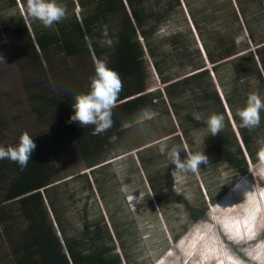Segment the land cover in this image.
<instances>
[{
    "label": "rangeland",
    "instance_id": "1",
    "mask_svg": "<svg viewBox=\"0 0 264 264\" xmlns=\"http://www.w3.org/2000/svg\"><path fill=\"white\" fill-rule=\"evenodd\" d=\"M14 1L15 4L9 6L10 0H0V17L3 16L12 22L21 18L32 33L34 29L44 27L39 21L26 17V0ZM77 2L58 0V3L66 6L67 18L54 25L55 27L63 24L62 27L68 28L73 19L78 20L81 14L88 13L90 8L82 9ZM83 2L86 3L85 0ZM149 2L156 6L155 14L160 17V21L155 25L158 29L148 37V46L156 54L160 69L169 76V83L178 81L185 74L206 68L207 76L200 79L199 86H203L205 91L213 89L218 96L225 97L227 92L234 102L235 117L231 116L229 119L210 101L201 103L198 96L204 90L197 87L191 86V93H177L169 98L164 91V85L168 82L160 81L155 68L150 69L151 58L145 40H140L143 49V90L152 93L155 98L158 91L160 99L156 98L150 111L143 107L141 111L130 115L127 121L121 122L113 134L106 138L108 143L98 149L97 155L100 158L112 156L98 164L102 166H87V156L92 153L90 150L93 148L89 149L85 157L77 156L79 153L72 148L73 152L71 149L66 157L65 153L69 150L67 145H60L61 150L58 144L53 145L55 147L52 149L61 153L59 156L48 153L49 161L57 165L56 170L63 172V175H71L64 177L67 179L64 191L54 192L56 209L50 213L48 206V216L43 213V220L54 228L60 243L64 236L59 229V223L66 235H70L75 241H83V251L112 247V250H103L106 251L105 255L116 253L122 264H213L217 257L221 259V264H225L221 247L226 256L236 260V264H264V202L257 192L260 187H264V179L258 178L255 172V169H264V157L259 154L264 153V111L261 112L258 127L253 130L241 127L242 130L251 131V135L256 138L252 145L256 146V158L254 164L250 163L251 166H247L239 140L235 136V131L239 132L237 122L240 123L236 113L245 105L247 96L256 92L264 99V71L257 52L260 46H264V0H178V5L172 7H168L171 3L169 0ZM19 11H22L24 18L20 17ZM185 15H188L193 24L196 36L190 33L192 25L187 22ZM102 30L104 31L103 28ZM165 37H171L180 45L171 48L163 42ZM233 38L236 45L233 44ZM102 41L103 39L100 42ZM26 42V36H17L13 41H9L0 32V55L4 57V63L0 62V109L8 113L3 116L5 124L3 131L1 129L0 146L13 141L15 137L11 131L17 130L25 121H38L37 125L25 127L29 135L35 131L41 133L53 126H49L48 121H39L36 111L32 109L31 95L36 92L38 85L32 88L25 86V79H28L31 67L25 61L24 55L15 49L16 44ZM52 47L50 51H46L48 54L40 52L42 68L46 71L48 68L56 75H59L62 66L64 74L68 73L67 69L70 68L75 80L74 85L79 86V91H86L84 86L93 76L91 70L94 58L88 56L86 51L65 57L55 46ZM225 51H230L231 54L227 55ZM233 62L243 68L254 63L260 74V81L255 78L253 72L236 78L232 72ZM42 85H45L44 88L50 87L49 81ZM37 91L40 92V89ZM171 101L178 103L177 109H173ZM179 103H185L186 107L182 109ZM207 105L208 114L205 111ZM222 107L226 113V107ZM197 108L200 112L195 111ZM227 108L231 112L229 105ZM187 113L194 117L195 114H200V123H204L210 114H223L226 117L225 127L221 133L213 136L208 133L206 124L201 126L187 122ZM55 119L56 117L52 121ZM228 119L231 120L230 123ZM5 130L6 134L8 133L6 139ZM113 136L115 140H110ZM205 136L211 139L214 137L221 146H227L230 151H235L238 146L246 168L249 167L253 176L234 172L222 162L217 153L208 149L203 142ZM164 143L169 149L173 146L181 148L182 160L186 154L202 151L208 158V164H201L195 174L176 175L173 173L175 166L168 164L166 151H161ZM70 156H73L71 161ZM168 167L172 193L180 194L192 207L190 212L194 214L198 212L199 207H205L198 220H190L186 204L173 202V194L166 193L162 188L164 172ZM76 174H81L83 181L87 179L89 188L83 185V181L79 176H75ZM74 178L80 182L74 183ZM61 181L55 182L59 186L53 187H59L61 190L64 185L63 180ZM50 185H53L51 180L46 186L47 189H50ZM3 193L0 189V199ZM250 193L253 195H248ZM124 195L132 196L133 199L128 198V202ZM222 202L231 205V209L230 206L221 207ZM246 203H254V206L248 212L240 211ZM0 208L8 214L6 221L11 223L12 233L19 234L27 222L21 217L20 209H16V203L12 200H0ZM254 208V219L250 217L248 220L253 226V235L248 236L250 238L242 236L237 239L233 235L221 233L222 225L228 227L227 219L238 216L237 212H246L247 215ZM238 224L242 229L241 224ZM93 225L98 229V237L94 238ZM240 231L242 235V230ZM108 235L112 241H109ZM230 236L234 239H230ZM3 237L1 234L0 264H15Z\"/></svg>",
    "mask_w": 264,
    "mask_h": 264
},
{
    "label": "trees",
    "instance_id": "2",
    "mask_svg": "<svg viewBox=\"0 0 264 264\" xmlns=\"http://www.w3.org/2000/svg\"><path fill=\"white\" fill-rule=\"evenodd\" d=\"M77 1V4L80 5L82 9L85 7H89L90 9L87 14H81V18L78 20L73 19L68 28L62 27L63 24L57 27L54 26L53 28L38 27L34 29L32 33L30 27L26 26L24 21L20 18L21 15L19 17L20 19L16 22H12L10 19L1 16L0 32L3 34V37L9 41H13L17 36H26L27 42L25 44H16L15 49L24 55L25 61L31 67V73L29 72L30 75L27 77L28 79H25V86L32 88L38 85L36 91L40 89V92H45L43 91V86L45 85L42 84L49 78L47 71L51 75H56L55 72H50L48 68L46 71L41 66L40 52L44 53L49 47L53 48L52 45H56V50L61 51L65 57L72 56L77 52H83V49H87L86 53L90 55L94 54L97 56L98 54H102L110 60L112 67L122 79L123 90L119 94V100H124L118 102V106L113 109V126L105 132L108 136L106 134L105 136H101L102 140L109 137L112 131L123 122L126 116L138 110H142L141 108L143 107L153 106V102L156 98L160 99V93L158 91H156L155 98L152 96V93L144 92L143 90L142 78L144 76V69L141 64L143 53L137 35H140L141 39L145 40L144 42L148 50V55L151 58L153 69L155 68L156 72L159 74L160 81L168 82L164 85V91L169 98L177 93H191L193 92L191 89L192 87H197L202 90L205 89L203 86H199L198 82L201 78L207 76L206 69L193 72L171 83H169V76L164 74L160 69L156 54L154 51H151L148 46V37L154 34L158 29L155 25L160 21V17L155 14L156 6L153 2L150 3L149 0H85L86 3H84L83 0ZM169 1L172 4L170 3L168 7L178 5V0ZM90 3L92 6H90ZM14 4L15 1L10 0L9 6H13ZM190 19L192 20V18ZM102 39L103 41L100 42ZM163 42L171 48L180 45L174 42L171 37H165ZM233 44L236 45L234 43V38ZM263 48L264 46H260L259 49H257L262 71H264ZM225 54L228 55L231 54V52L225 51ZM209 58H212L211 55H209ZM213 68L215 69V67ZM232 72L236 78L252 74L253 72V74L256 75L255 78L260 81V74L255 69L254 63H252L250 67L243 68L233 62ZM215 74L217 75V71ZM71 79L72 87H74L75 80H73V77ZM76 87L79 86L77 85ZM88 89L89 87L86 88V90ZM37 94H39V92ZM200 94L198 99L201 103H208L210 101L220 109L217 94L213 89L210 91L209 89L207 91L204 90L200 92ZM75 95L76 94L73 93V96ZM224 95L226 96L229 107L233 110L235 106L230 95H228L227 92H225ZM40 98L41 106L54 104L55 101L53 100L57 99L50 95H48L47 98H43L42 96H40ZM179 105L182 109L186 107L185 103H179ZM69 106L71 107V104ZM69 106H65V109H63L64 113L62 119L54 123L53 126H55V128L52 127L33 137L36 148L31 155V160L24 170H21L19 165L15 162H11L7 159L0 160V176L3 177L0 181L3 180V182H5L0 185V189L4 192L1 201H14L16 203V209H20L21 217L27 222L25 227L18 232L19 234H13L11 223L6 221L8 219V214L3 213V208H0V235L2 234L4 236L3 240L4 238L6 239L12 255V261L15 264H122L116 253L109 256L105 255L106 251L113 249L112 247L107 248L108 250L102 248L96 251H83V241H75L70 235H66L64 233L65 230H63L62 225L59 223V229L62 232V236H64L63 239H60V243L50 223H45L43 220V213L47 214V203H49L48 206H50V213L52 210L56 209V205L48 195L50 189L54 187L50 189L44 187L49 183L45 173L49 172V169H51V167L48 166V164H50L48 157L50 155H48V153H52V155L58 154L59 156L61 153L59 151L61 150L60 145L65 144L69 147L68 152L65 153L66 157L72 148L79 153L77 156L85 157L89 149L99 148L94 146L93 143L90 144V142L81 139L85 131L82 132L80 128H78V124L67 122L69 117L73 114V109L71 110ZM171 106L175 110L178 108V103L171 101ZM205 107V111H207L209 105ZM195 111L199 112L198 108ZM185 118L188 120L187 122H191L193 125H205V123H200V120H193L194 116L190 113H187ZM239 124L240 123L237 122L238 127ZM60 127L64 128L59 129ZM70 131L71 134H73L72 141L70 140L71 138L69 139L67 137ZM238 131L242 146L250 161L254 163L256 158V146L252 147V145L256 142V138L251 135V131L242 130L241 127H239ZM54 135L56 137L55 139H53ZM18 138L2 146L5 148L14 146L19 142ZM43 138L44 140H42ZM203 142L208 146V149L217 153L222 162L232 168L234 172L245 174L246 164L238 146H236L235 151H230L227 146H221L219 141H216L214 137L211 139L208 136L203 138ZM49 143L52 144L48 145ZM55 143L58 144L59 150L52 149L55 147L53 146L56 145ZM92 153L98 156L95 152ZM261 153L259 154L261 155ZM43 157L46 158V162L48 161V164L45 166ZM72 157L73 156H70L69 158ZM39 167H41L40 170L38 169ZM169 173L170 170L168 167L164 172V179L162 180L163 183L161 186L165 189L166 193L173 194ZM251 176H253L252 173ZM56 185L58 184L53 186ZM83 185L89 188L87 179L83 181ZM40 188H42L41 191H39ZM153 189L155 191V188ZM172 200L173 202H183L186 204L189 219L192 221L198 220L205 208L204 206L199 207L200 209H198V212L194 214L190 212L192 207L183 200L180 194H173ZM157 201L159 200L157 199ZM93 226H95V230L93 231L95 235L92 237H98V229H96V225ZM107 238L109 241L111 240L110 235H108ZM104 249H106V251H103ZM2 256L4 257V254ZM127 264L129 263L127 262Z\"/></svg>",
    "mask_w": 264,
    "mask_h": 264
},
{
    "label": "clouds",
    "instance_id": "3",
    "mask_svg": "<svg viewBox=\"0 0 264 264\" xmlns=\"http://www.w3.org/2000/svg\"><path fill=\"white\" fill-rule=\"evenodd\" d=\"M24 11L26 17L29 20L39 21L45 28H53L54 25L58 24L59 22L67 18V8L66 6L58 3V0H26V6ZM19 12L23 17L22 11ZM187 16L188 15H185L187 22L190 25H192V23L190 22ZM24 23L26 25V22ZM190 33L195 34L196 36V32L194 30L193 25H192V31H190ZM137 39L139 41L142 40L140 35H137ZM199 44L200 43H198V45ZM201 50H203L202 47ZM0 62L4 63V57L2 55H0ZM150 69L154 70L153 65L151 63H150ZM122 90H123V82L120 75L115 70L108 67L106 60L99 58L96 59L94 61V75L90 78L89 89L86 92L76 94L73 97L74 102L71 104V107L73 109V114L69 117V120L67 122L76 123L81 128L94 126L92 135H100L108 131L113 126L114 123L112 119L113 109L118 106V102H121L119 100V94ZM217 98L220 103L219 105L221 109L220 112L226 114V117L228 116L229 119H231V116L235 117L234 109L232 110L229 107L231 110L230 112L229 109L227 108L228 103L226 101V96L225 97L221 95L218 96L217 94ZM222 105L226 107V113H224ZM262 111H264V99H262L261 96L256 92L250 93L246 98L245 105L242 108H240L236 113V115L239 117L240 120L239 127L246 128L249 130L258 127L261 122ZM223 114L213 113L210 114L204 120V123L207 126V131L209 134L215 136L218 133H221V131L224 129L226 117H224ZM194 118L197 120L202 119L201 115L198 113L195 114ZM229 119L228 121L230 123L231 120ZM235 136L239 140L240 148L242 153L244 154V158L247 162V166L248 165L251 166L250 163L254 164L255 162L253 163L248 159L246 151L242 146L239 132L237 133V131H235ZM18 139L19 142L14 146H8L6 148L0 146V160L7 159L11 162H15L19 165L21 170H24L27 167L29 161L31 160L30 158L34 149L36 148V144L32 136H30L27 132L22 133ZM110 140H115V137L114 136L110 137ZM161 151L162 152L166 151L168 164L171 163L172 165L175 166L173 173L176 175L187 174V173L195 174L199 171L201 164H205V165L208 164V158L202 153V151L190 155L185 153L186 155L183 160L180 158V152L183 150L178 146H173L171 149H169L168 145L164 143L161 146ZM261 156L264 157V153H261ZM99 166H102V164ZM246 169L247 171L245 172L244 176L249 174L251 175L249 167ZM255 172L258 178L264 179L262 178L264 177V169L263 170L255 169ZM52 184L55 185L57 183L52 182ZM46 186L47 184L44 187L47 188ZM41 190L42 188L39 189V191ZM125 191H127V189H125ZM257 192L259 194L260 199L263 200L264 202V187H260ZM248 195L252 196L253 194L250 193ZM124 196L128 202H129L128 198L130 200L133 199L132 196L129 195H124ZM223 206L226 207L230 206L229 207L230 209L232 207L231 205L225 202L221 203V207ZM253 206L254 203H249V204L246 203L243 206L242 210L240 211L248 212L252 209ZM245 213L246 212L239 214V212H237L236 215L238 216H231L230 219H227L228 227L226 228L221 224L222 225L220 229V231L222 230L221 233L227 236L233 235V237H237V239L242 236H245L246 238H250L248 236L253 235V226L250 225V222H248V220L250 217L254 219V213H256V208H254L253 211L249 212V214L247 215H245ZM238 222L241 224L242 229L239 228ZM240 230H242V235ZM230 237H231L230 239H234L232 238V236ZM112 240L113 239H111V241ZM217 249L219 251V246L217 247ZM220 250L223 251L224 261L226 262L225 264L227 263L236 264V260L230 258L229 256H226V253L222 249V247ZM213 264H221V259L217 257V259Z\"/></svg>",
    "mask_w": 264,
    "mask_h": 264
},
{
    "label": "crops",
    "instance_id": "4",
    "mask_svg": "<svg viewBox=\"0 0 264 264\" xmlns=\"http://www.w3.org/2000/svg\"><path fill=\"white\" fill-rule=\"evenodd\" d=\"M32 40H33V38H32ZM52 46H55L56 47V45H52ZM49 48H51V47H49ZM48 48V49H49ZM48 49H46L47 51H50V50H48ZM84 51H87V49H83ZM46 51H44V53H45ZM80 52H77L76 54H79ZM46 54H48V52H46ZM88 54V53H87ZM75 55V54H74ZM90 54H88V56H89ZM70 57V56H69ZM91 57H92V59L94 58V60H96V59H104V60H106L107 61V64H108V67L109 68H111V69H113L114 70V68L112 67V65H111V63H110V60H108V58H106L105 57V55H102V54H98L97 56H95L94 54L93 55H91ZM31 71V70H30ZM67 72L68 73H66V74H64V66H62V70H60L59 71V75L57 74V75H51L50 73H47L48 74V76L50 77V79L48 78L45 82H47V81H49V85H50V87H49V89L48 88H44V86H43V88H44V90L43 91H45V92H39V94H37L38 93V91H36V92H34V93H32V94H35V95H31L32 96V98H31V100H32V104H33V106H32V109L33 110H35L36 112V116H37V118L39 119V121H48L49 122V126H51V125H54V123H56L58 120H60V119H62V116H63V113H64V110L63 109H65V106H69L70 104H72L74 101H73V93H75V94H80V93H84V92H86L85 90H81L80 89V91L78 90V87H76L75 85H73L74 87H72V77H74V76H72V70L70 69V68H68L67 69ZM197 72H199V71H197ZM91 73H92V75H94V62L92 63V70H91ZM47 76V75H46ZM185 76H188V75H184L183 77H185ZM62 78H63V82H61V80H62ZM71 79V80H70ZM44 82V83H45ZM89 84H90V82H87V84L84 86V88L86 89V88H88L89 87ZM48 85V84H47ZM73 90V92H72V90ZM78 90V91H77ZM48 95H50V96H52V97H55V98H57L56 100H53V101H55V103L54 104H51V105H44V106H41V98H40V96H42L43 98H47L48 97ZM135 95V94H134ZM133 95V96H134ZM122 100H124V99H121L120 101H122ZM1 104H2V102H1ZM3 107V106H2ZM70 107V106H69ZM71 108V110H72V107H70ZM145 109H147L148 108V110L150 111V108H151V105L149 106V107H144ZM70 110V111H71ZM139 111H141V110H138V111H136V112H139ZM198 111H199V109H198ZM136 112H134V113H136ZM200 112V111H199ZM45 113H47V116H45ZM206 113L208 114V111H206ZM8 113L6 112V111H4V110H2V109H0V119H2V120H0V129H2V131H3V127H4V124H5V120H3V116H6ZM62 114V115H61ZM133 114V113H132ZM131 114V115H132ZM20 117V115L18 116V118ZM54 117H56V119L54 120V121H52L53 119H54ZM130 117V115H128V116H126L125 117V119H123V122L124 121H127L128 120V118ZM47 119V120H46ZM50 119H51V121H50ZM37 125L38 124V121H36V122H31V123H29V121H25L24 122V124H22L21 123V126H19L18 127V129L17 130H12L11 132L14 134V137L15 138H18L22 133H24V132H27L26 131V126H28V125ZM23 125H25L24 127H23ZM53 127V126H52ZM51 127V128H52ZM93 127L94 126H88V127H86V128H81L80 126L78 127V128H80V130L82 131V132H84L85 131V133H84V135L83 136H81V139L82 140H86V141H88V142H90V144L91 143H93L94 145L95 144H97L98 146L97 147H103L104 146V144H106V143H108V141H106V139L104 140H102V138H101V136H105V132L104 133H102V134H100V135H92V131H93ZM50 128V129H51ZM62 128H64V127H60L59 129H62ZM118 128V127H117ZM116 128V129H117ZM115 130V129H114ZM113 130V131H114ZM45 131H47V129L46 130H44V131H41V133H43V132H45ZM89 131V132H88ZM112 131V132H113ZM0 133H1V130H0ZM41 133H38V132H34V133H32V135L30 134V136H32V138L33 137H35L36 135H39V134H41ZM8 134V133H7ZM7 134H6V130L4 131V136H5V139H6V136H7ZM60 134V133H59ZM111 134H113V133H111ZM110 134V135H111ZM73 134H71V131L68 133V135H67V137L72 141V139H73V136H72ZM107 135V134H106ZM109 135V136H110ZM108 136V135H107ZM1 137H3V134H2V136ZM14 138V139H15ZM50 138V137H49ZM56 137H55V135H54V137H53V139H55ZM9 139V138H8ZM13 139V140H14ZM42 140H44V138L42 139ZM81 140V141H82ZM92 141V142H91ZM50 144H52V143H49L48 145H50ZM47 145V144H46ZM98 148V149H99ZM98 149H95V148H93L92 150H90L91 152H95L96 154L98 153ZM35 150V149H34ZM67 151V150H66ZM70 151H71V149H70ZM68 152V151H67ZM33 153H34V151H33ZM90 156H92V158H90ZM112 156V155H111ZM111 156H108V157H106V158H100L99 156H96V155H94L93 153H91V154H89L88 156H87V166L89 167V166H95L96 164L98 165L99 163H101V162H103L104 160H106V159H108V158H110ZM44 158V157H43ZM72 159V158H71ZM44 160H45V162H44V166L45 165H47L48 164V161L46 162V158H44ZM69 160H70V158H69ZM73 160V159H72ZM89 160V161H88ZM71 161V160H70ZM50 162V161H49ZM48 166H50L51 167V169H49L50 171L49 172H47V173H45V175H46V177H47V181H50L51 180V182H53V183H55V182H62L61 180H63V187H61V190L58 188V187H54L53 189H50V191H49V193H48V195H49V197L50 198H52L51 200L54 202V204H55V201H54V199H56L55 198V193L54 192H56V191H64V186H65V184L67 183V179L65 178L64 179V177H66V176H70L71 174H64L63 175V172H61L60 173V170H56V169H58V167H57V165H54V164H52V162H50V164H48ZM97 166H95V167H93V168H96ZM98 167H99V165H98ZM39 170L41 169V167H39L38 168ZM75 176H79V175H75ZM80 178L82 177V175H80L79 176ZM3 177L2 176H0V179H2ZM71 178H73V177H71ZM61 179V180H60ZM78 179H75L74 178V183H76V182H80V181H77ZM81 181H83L82 180V178H81ZM3 183H5V182H3V180L2 181H0V185H2ZM51 187H53V186H51ZM50 187V188H51ZM67 189V188H66ZM54 197V198H53ZM2 199V198H1ZM0 199V200H1ZM48 205H49V203H47V208H48ZM49 208H50V206H49ZM3 213H5L4 212V210H3ZM6 214V213H5ZM53 228V227H52ZM54 229V228H53Z\"/></svg>",
    "mask_w": 264,
    "mask_h": 264
}]
</instances>
